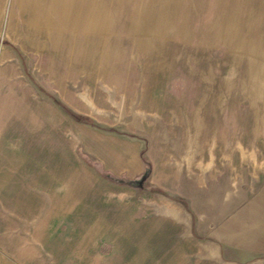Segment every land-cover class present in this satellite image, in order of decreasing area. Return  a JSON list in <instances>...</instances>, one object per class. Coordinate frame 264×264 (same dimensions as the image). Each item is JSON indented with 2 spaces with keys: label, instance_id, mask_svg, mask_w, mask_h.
Wrapping results in <instances>:
<instances>
[{
  "label": "rangeland",
  "instance_id": "rangeland-1",
  "mask_svg": "<svg viewBox=\"0 0 264 264\" xmlns=\"http://www.w3.org/2000/svg\"><path fill=\"white\" fill-rule=\"evenodd\" d=\"M0 264H264V0H0Z\"/></svg>",
  "mask_w": 264,
  "mask_h": 264
},
{
  "label": "trees",
  "instance_id": "trees-1",
  "mask_svg": "<svg viewBox=\"0 0 264 264\" xmlns=\"http://www.w3.org/2000/svg\"><path fill=\"white\" fill-rule=\"evenodd\" d=\"M59 106H62L61 105V103H59L58 101H55ZM63 109H65V107H62ZM68 114L73 118V119H75L76 121H84L85 119L83 118V117H81V116H79V115H76V114H74V113H72V112H68Z\"/></svg>",
  "mask_w": 264,
  "mask_h": 264
},
{
  "label": "bare ground",
  "instance_id": "bare-ground-1",
  "mask_svg": "<svg viewBox=\"0 0 264 264\" xmlns=\"http://www.w3.org/2000/svg\"><path fill=\"white\" fill-rule=\"evenodd\" d=\"M85 100V98H83ZM92 107V106H91ZM94 108V107H93Z\"/></svg>",
  "mask_w": 264,
  "mask_h": 264
}]
</instances>
